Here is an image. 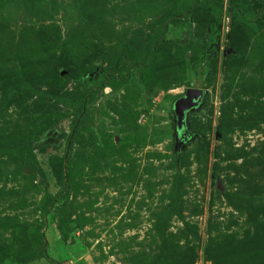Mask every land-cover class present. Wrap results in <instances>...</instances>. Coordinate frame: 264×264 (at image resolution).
I'll list each match as a JSON object with an SVG mask.
<instances>
[{
    "label": "rangeland",
    "instance_id": "rangeland-1",
    "mask_svg": "<svg viewBox=\"0 0 264 264\" xmlns=\"http://www.w3.org/2000/svg\"><path fill=\"white\" fill-rule=\"evenodd\" d=\"M185 8L0 0V264H264V0Z\"/></svg>",
    "mask_w": 264,
    "mask_h": 264
},
{
    "label": "water",
    "instance_id": "water-1",
    "mask_svg": "<svg viewBox=\"0 0 264 264\" xmlns=\"http://www.w3.org/2000/svg\"><path fill=\"white\" fill-rule=\"evenodd\" d=\"M205 92L204 89L200 88H187L173 103L176 134L182 143L192 136L187 131V114L201 105Z\"/></svg>",
    "mask_w": 264,
    "mask_h": 264
},
{
    "label": "trees",
    "instance_id": "trees-1",
    "mask_svg": "<svg viewBox=\"0 0 264 264\" xmlns=\"http://www.w3.org/2000/svg\"><path fill=\"white\" fill-rule=\"evenodd\" d=\"M186 1L187 8H185V12L191 14L194 4L196 3V0H178V4L183 5V3ZM213 13L219 12V9H217L212 3L211 7L209 8ZM218 31L215 30V27H213V32L211 33V42L216 43L218 41ZM96 80L102 81V75H97L95 77ZM69 104V103H68Z\"/></svg>",
    "mask_w": 264,
    "mask_h": 264
}]
</instances>
